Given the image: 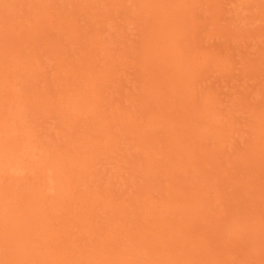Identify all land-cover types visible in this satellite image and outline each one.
I'll list each match as a JSON object with an SVG mask.
<instances>
[{
	"label": "rangeland",
	"instance_id": "obj_1",
	"mask_svg": "<svg viewBox=\"0 0 264 264\" xmlns=\"http://www.w3.org/2000/svg\"><path fill=\"white\" fill-rule=\"evenodd\" d=\"M0 264H264V0H0Z\"/></svg>",
	"mask_w": 264,
	"mask_h": 264
}]
</instances>
